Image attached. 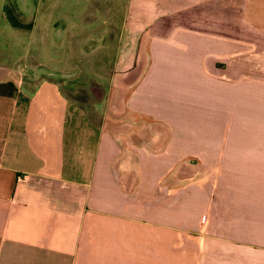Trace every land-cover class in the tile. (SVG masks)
<instances>
[{
	"label": "crops",
	"instance_id": "crops-1",
	"mask_svg": "<svg viewBox=\"0 0 264 264\" xmlns=\"http://www.w3.org/2000/svg\"><path fill=\"white\" fill-rule=\"evenodd\" d=\"M15 1L21 38L55 36L58 6L84 5L62 19L95 38L98 7L125 9L92 112L0 78V264H264V0H240L235 30L232 0Z\"/></svg>",
	"mask_w": 264,
	"mask_h": 264
},
{
	"label": "rangeland",
	"instance_id": "rangeland-1",
	"mask_svg": "<svg viewBox=\"0 0 264 264\" xmlns=\"http://www.w3.org/2000/svg\"><path fill=\"white\" fill-rule=\"evenodd\" d=\"M15 0L11 3L15 4ZM240 0H232L230 12L226 9V15L231 18L232 30L239 28V23L234 19L239 13ZM83 4V2H82ZM81 6V7H80ZM84 5L66 7L70 11L71 18L84 9ZM14 14L8 15L12 19H20L23 16L22 9L30 7H20L19 5L8 6ZM7 7V8H8ZM227 7V6H226ZM65 7L58 6L54 11V18L57 19L55 24V36L43 37V32L39 31L34 37H31L30 32L27 36L21 38L16 35L15 27H7L5 30V22L2 19L6 17L5 9L0 8V22L3 30H0V66H10L9 70H0V78H5L6 72L9 75H14L20 79L29 81L31 85L43 80L50 79L56 82L61 92L72 102L79 105L87 111H93L94 104L98 100H103L107 96L109 86L106 83V78L111 74V62L113 60L112 47L115 44V34L121 21H117L118 17L124 11L123 5H103L98 7L102 15H98L99 19H103V36L95 37H80V27L83 22L73 21L65 23L62 17L66 10ZM96 7L89 6L88 12L85 15L89 20L88 32L92 35L91 30L94 29L95 21L94 9ZM223 5H216L215 15L217 16L215 25L217 28H228L230 25L226 20L223 22L220 14L224 13ZM209 8V14L214 13ZM84 13V11H83ZM202 16L203 12L194 10L192 16ZM69 14V13H68ZM30 17V13L25 15ZM75 18L80 19L79 15ZM60 19V20H58ZM92 20V21H90ZM4 23V24H3ZM69 24V25H68ZM6 25L8 26L7 22ZM67 27V32L64 31V26ZM86 25V24H85ZM243 28V27H242ZM3 31V32H2ZM264 38L256 37L255 32L251 28H247V40L249 44H254L257 40ZM96 49L102 51L96 53ZM103 77V78H101Z\"/></svg>",
	"mask_w": 264,
	"mask_h": 264
}]
</instances>
